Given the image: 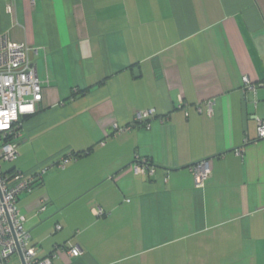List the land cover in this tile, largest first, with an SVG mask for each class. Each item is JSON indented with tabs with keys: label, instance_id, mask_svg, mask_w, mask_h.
Here are the masks:
<instances>
[{
	"label": "crops",
	"instance_id": "1",
	"mask_svg": "<svg viewBox=\"0 0 264 264\" xmlns=\"http://www.w3.org/2000/svg\"><path fill=\"white\" fill-rule=\"evenodd\" d=\"M0 33L36 48L43 83L5 171L74 157L19 196L37 257L264 264V0H0Z\"/></svg>",
	"mask_w": 264,
	"mask_h": 264
},
{
	"label": "built area",
	"instance_id": "2",
	"mask_svg": "<svg viewBox=\"0 0 264 264\" xmlns=\"http://www.w3.org/2000/svg\"><path fill=\"white\" fill-rule=\"evenodd\" d=\"M29 1L35 3V0ZM35 51V47L25 42H12L8 33H0V264H8L10 256L15 253L21 254L24 264H54L59 252L70 256H79L82 253L78 246L64 245L57 247L48 256L37 257L35 248L29 244L30 233L25 227L26 215L18 205L21 193L30 192L38 186L51 166L64 168L74 158L73 155L62 156L52 165L32 172H7L4 169L6 163L19 156L24 117L35 113L37 103L43 98V83L31 58ZM243 81L250 83L247 76L243 77ZM208 104L212 110L213 103ZM154 114V109H147L138 117L144 119ZM256 119L258 138L264 141V118L256 116ZM132 168L135 173L148 176H152L155 170V166L148 161L134 163ZM191 169L196 186L204 188L212 172L210 160L199 161ZM45 206L43 200L42 209ZM96 213L103 214L104 211L97 208ZM61 228L60 224L56 226L57 230Z\"/></svg>",
	"mask_w": 264,
	"mask_h": 264
},
{
	"label": "trees",
	"instance_id": "3",
	"mask_svg": "<svg viewBox=\"0 0 264 264\" xmlns=\"http://www.w3.org/2000/svg\"><path fill=\"white\" fill-rule=\"evenodd\" d=\"M78 156L80 155V153L77 154Z\"/></svg>",
	"mask_w": 264,
	"mask_h": 264
}]
</instances>
